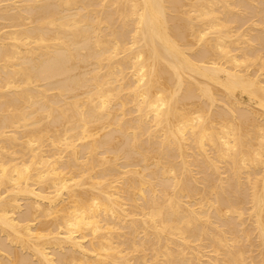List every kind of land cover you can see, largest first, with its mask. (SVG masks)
<instances>
[{"label": "bare ground", "instance_id": "obj_1", "mask_svg": "<svg viewBox=\"0 0 264 264\" xmlns=\"http://www.w3.org/2000/svg\"><path fill=\"white\" fill-rule=\"evenodd\" d=\"M0 264H264V0H0Z\"/></svg>", "mask_w": 264, "mask_h": 264}]
</instances>
